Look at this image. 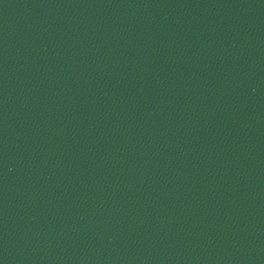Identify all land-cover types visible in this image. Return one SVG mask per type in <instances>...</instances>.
Listing matches in <instances>:
<instances>
[{
    "label": "water",
    "instance_id": "95a60500",
    "mask_svg": "<svg viewBox=\"0 0 264 264\" xmlns=\"http://www.w3.org/2000/svg\"><path fill=\"white\" fill-rule=\"evenodd\" d=\"M0 264H264V0H0Z\"/></svg>",
    "mask_w": 264,
    "mask_h": 264
}]
</instances>
